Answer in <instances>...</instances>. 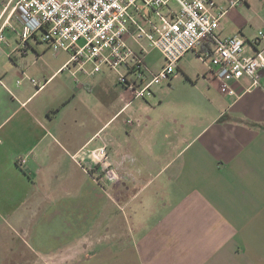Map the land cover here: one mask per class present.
Here are the masks:
<instances>
[{
  "label": "crops",
  "instance_id": "1",
  "mask_svg": "<svg viewBox=\"0 0 264 264\" xmlns=\"http://www.w3.org/2000/svg\"><path fill=\"white\" fill-rule=\"evenodd\" d=\"M215 2L218 38L264 32V0ZM13 5L0 0V264H264V74L222 95L208 63L193 82L195 50L138 100L39 34L18 48ZM179 82L192 98L155 97ZM102 145L111 180L88 156Z\"/></svg>",
  "mask_w": 264,
  "mask_h": 264
},
{
  "label": "built area",
  "instance_id": "2",
  "mask_svg": "<svg viewBox=\"0 0 264 264\" xmlns=\"http://www.w3.org/2000/svg\"><path fill=\"white\" fill-rule=\"evenodd\" d=\"M228 1L229 8H236L248 0ZM171 2L177 11L168 7ZM215 4V0H14L11 15L19 27L18 48L39 34L53 53H68L67 65L77 64L79 73L86 64L91 65V75L102 69L117 72L118 83L138 100L152 97L154 89L168 81L180 61L195 50L210 65L219 92L233 97V83L247 77L255 85L256 76L264 74V32L259 31L250 41L238 36L218 38L223 13L212 15ZM154 15L157 24L152 21ZM148 48L163 61L156 71L146 65ZM246 48L251 50L249 54ZM30 83L36 86L35 81ZM88 154L111 180L106 145ZM18 162L24 164L25 159Z\"/></svg>",
  "mask_w": 264,
  "mask_h": 264
},
{
  "label": "rangeland",
  "instance_id": "3",
  "mask_svg": "<svg viewBox=\"0 0 264 264\" xmlns=\"http://www.w3.org/2000/svg\"><path fill=\"white\" fill-rule=\"evenodd\" d=\"M168 7H170L173 11H177L178 8L177 6L174 4V2H171L168 4ZM162 14L166 13V9H163L161 11ZM152 21L155 22L156 24L158 23V18L156 17V15H154L152 17ZM39 39L41 40V38L39 37ZM80 44H82V42H80ZM136 45H132V47H135ZM147 56H146V65L148 66V68H150L151 70H154L156 68H160V66L163 64V61L160 57V55L154 50V49H147ZM207 66L203 64L201 58H197L195 57L191 63L188 65V69L191 72V78L193 80V82L197 81V78L195 77L196 74H201L200 71L203 70L205 67ZM179 72H177V70H175L174 74H177ZM173 74V75H174ZM201 78V75H200ZM202 80V78H201ZM164 83H162L161 85H163ZM190 85V84H189ZM186 85L184 82H179L174 84L172 90L170 92H168V94L163 93L164 91H162V93H157L155 95L156 98H163L165 100H169V101H177L178 98L184 97V98H192L191 96L193 95V93L195 92V90L193 88H190L191 86ZM156 90V89H154ZM200 111V110H199ZM201 112V111H200ZM199 112V113H200Z\"/></svg>",
  "mask_w": 264,
  "mask_h": 264
}]
</instances>
